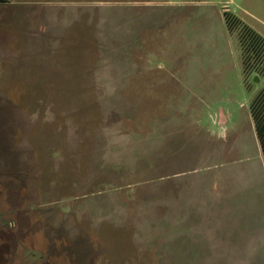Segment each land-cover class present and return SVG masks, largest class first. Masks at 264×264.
Here are the masks:
<instances>
[{
    "label": "rangeland",
    "instance_id": "rangeland-1",
    "mask_svg": "<svg viewBox=\"0 0 264 264\" xmlns=\"http://www.w3.org/2000/svg\"><path fill=\"white\" fill-rule=\"evenodd\" d=\"M0 5V264H264V160L224 11Z\"/></svg>",
    "mask_w": 264,
    "mask_h": 264
},
{
    "label": "trees",
    "instance_id": "trees-1",
    "mask_svg": "<svg viewBox=\"0 0 264 264\" xmlns=\"http://www.w3.org/2000/svg\"><path fill=\"white\" fill-rule=\"evenodd\" d=\"M8 2L0 0V5ZM224 17L228 28L237 31L245 72L264 75V36L230 10L224 11ZM250 113L264 160V86L252 98Z\"/></svg>",
    "mask_w": 264,
    "mask_h": 264
},
{
    "label": "crops",
    "instance_id": "crops-1",
    "mask_svg": "<svg viewBox=\"0 0 264 264\" xmlns=\"http://www.w3.org/2000/svg\"><path fill=\"white\" fill-rule=\"evenodd\" d=\"M17 2H18L17 0H9L8 3L14 4V3H17ZM8 3H7V4H8ZM7 4H5V5H7Z\"/></svg>",
    "mask_w": 264,
    "mask_h": 264
}]
</instances>
